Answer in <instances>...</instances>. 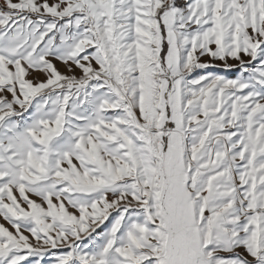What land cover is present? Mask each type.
Listing matches in <instances>:
<instances>
[{
	"label": "snow or ice",
	"instance_id": "snow-or-ice-1",
	"mask_svg": "<svg viewBox=\"0 0 264 264\" xmlns=\"http://www.w3.org/2000/svg\"><path fill=\"white\" fill-rule=\"evenodd\" d=\"M0 264H264V0H0Z\"/></svg>",
	"mask_w": 264,
	"mask_h": 264
},
{
	"label": "rangeland",
	"instance_id": "rangeland-1",
	"mask_svg": "<svg viewBox=\"0 0 264 264\" xmlns=\"http://www.w3.org/2000/svg\"><path fill=\"white\" fill-rule=\"evenodd\" d=\"M58 66L62 68V66H60V65H58ZM229 75H234V74H231V73H230Z\"/></svg>",
	"mask_w": 264,
	"mask_h": 264
}]
</instances>
